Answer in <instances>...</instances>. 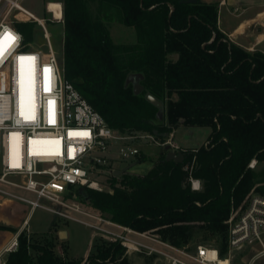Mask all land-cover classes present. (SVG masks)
Returning a JSON list of instances; mask_svg holds the SVG:
<instances>
[{"label":"trees","instance_id":"trees-1","mask_svg":"<svg viewBox=\"0 0 264 264\" xmlns=\"http://www.w3.org/2000/svg\"><path fill=\"white\" fill-rule=\"evenodd\" d=\"M65 78L119 132L166 134L183 126L211 130L208 147L186 151L183 163L153 160L144 174L109 177V190L82 188L78 193L95 212L140 232L154 231L176 247L197 246L228 254V220L252 194L264 196V54L248 52L219 29L218 4L181 0H61ZM97 3L106 15L95 17ZM173 9V11H172ZM108 11L114 13L110 15ZM134 28L137 42L117 44L106 21L115 16ZM35 25L15 22L25 43ZM50 26L51 24L48 23ZM141 75L144 90L135 94L129 78ZM147 94L165 104L161 118ZM195 161V162H194ZM203 190H191L187 165ZM54 221L50 232H55ZM1 231H14L0 225ZM19 247L6 264H82L57 254V244L19 236ZM213 242V244H207ZM89 264H130L118 244L98 240ZM65 254L68 249H64Z\"/></svg>","mask_w":264,"mask_h":264},{"label":"built area","instance_id":"built-area-1","mask_svg":"<svg viewBox=\"0 0 264 264\" xmlns=\"http://www.w3.org/2000/svg\"><path fill=\"white\" fill-rule=\"evenodd\" d=\"M48 13L55 23H64L63 16L56 20L54 12L48 9ZM22 18L40 25L45 52L25 43L15 26ZM47 24L45 18L37 19L25 10L20 0H0V46L5 50L0 59V201L26 204L30 215L41 208L57 218L79 222L98 240L121 246L127 258L139 256L163 264H222L221 260L232 264L230 252L235 250L259 249L251 262L263 256L264 196L252 193L245 206L232 210L224 258L212 246L199 245L192 251L176 247L154 231L121 225L76 199L85 187L104 191L100 178L107 184L109 177L122 170L117 165L136 162L145 146L185 151L171 138L162 141L151 133L112 129L65 78ZM5 33L14 40L6 39ZM21 56L26 58L23 62L18 59ZM194 162L185 170L191 190L200 192L202 181L192 176ZM15 163L19 167H13ZM256 165L254 160L249 167ZM25 231L28 228L0 248V264L18 250L19 236ZM82 264H89L88 257Z\"/></svg>","mask_w":264,"mask_h":264},{"label":"rangeland","instance_id":"rangeland-1","mask_svg":"<svg viewBox=\"0 0 264 264\" xmlns=\"http://www.w3.org/2000/svg\"><path fill=\"white\" fill-rule=\"evenodd\" d=\"M49 0H20V5L25 8L26 10L32 12L34 16L37 18H45L48 23L51 25L49 26L47 24V28L49 30V33L51 34L52 44L54 46V49L57 53L58 58L60 57V54L62 53L63 49V31H64V24H58L55 23L51 14L47 12L46 4ZM53 3L56 4H62V1L60 0H52ZM203 1V0H202ZM201 2V0H200ZM91 11L94 14L95 17H101L103 18L106 15L105 13L100 10L97 3H94L91 5ZM110 15L114 14L110 11H108ZM120 15L119 12V18H116V16L110 20L106 21V25L108 29L110 30L112 39L117 44H134L137 42V34L136 30L131 27L125 26L120 21ZM22 21L19 22H28V23H34L35 25V37L32 42H30L28 45L31 46L33 50H40L42 52H45L47 49L46 41L44 39V32L40 25L29 19V18H22ZM142 81V79H141ZM140 81V84H141ZM134 85V84H133ZM142 85V84H141ZM188 132V129H182L178 136L183 134L184 132ZM172 138V137H171ZM173 139V138H172ZM174 143V142H173ZM208 143L203 144L201 147H205ZM196 148L194 150L200 149ZM147 154H150L152 152L151 148H146ZM145 149V150H146ZM183 151H189L188 149H184ZM193 151V150H192ZM133 164V163H132ZM132 164L128 165H117L121 169H125ZM150 165V162L138 164L134 163L132 165V168L129 170L132 174H144L148 167ZM264 166H257L255 167V170L257 172L263 171ZM101 184H104L106 187L102 186L104 190H109V183L105 184L104 178H100ZM103 180V181H102ZM254 195H258L253 193ZM262 196V195H259ZM31 197V196H29ZM83 199V198H82ZM82 202H84L82 200ZM42 203L47 204L46 201H42ZM86 206H88L86 203H84ZM54 221L58 222V228L55 230V232H50L49 230L52 228ZM29 232L25 231L26 236L29 241L32 242H43V240L48 237L52 238L57 244L56 251L57 254L60 256H66L68 259L71 260H79L84 261L86 258L94 252V245L96 242H98V239L96 237H93L91 230L79 223L72 220L64 219V218H57L53 213L44 210V209H37L32 216L29 219V226H28ZM65 232L67 234V239L58 236L59 232ZM6 235L0 236V248L4 246L7 241H5ZM107 243V242H106ZM207 244H213V242H207ZM60 247V249H59ZM67 248L68 252L65 254L64 249ZM258 250L253 249H243V250H235L230 252L232 255V264H264V255L255 259L253 262H251L252 258L258 253ZM229 254V255H230ZM128 260L130 261V264H163L161 262H157L154 260H150L148 258L144 257H128Z\"/></svg>","mask_w":264,"mask_h":264},{"label":"crops","instance_id":"crops-1","mask_svg":"<svg viewBox=\"0 0 264 264\" xmlns=\"http://www.w3.org/2000/svg\"><path fill=\"white\" fill-rule=\"evenodd\" d=\"M53 2L54 1L52 0L47 2V12L48 9L50 12H54L50 7L57 4ZM201 2L206 4H218L219 29L233 43L237 44L248 52H261L264 54V0H201ZM61 12L63 14V11ZM30 13L33 14L32 12ZM34 17L37 18L36 16ZM54 17L57 20L59 19L56 17L55 12ZM184 128L188 129V132L185 131L183 134L178 136V133ZM210 135V129L186 128L181 126L174 130V132L168 138L172 137V141L182 150H194L201 147L203 144L208 143ZM146 148H151L152 152L147 154L148 150ZM168 152L169 150H167V148H160L157 146L148 145L142 148V153L145 154L149 160H156L162 154L167 155ZM150 168L151 167L149 165L147 171ZM31 216L30 207L26 204L13 201H0V225H4L9 227L11 230H14L0 232V236H7L5 238V241H7L6 244L10 243L17 234L28 228L29 219ZM58 236L67 239V234L64 231L59 232ZM1 245L2 244H0V246Z\"/></svg>","mask_w":264,"mask_h":264},{"label":"water","instance_id":"water-1","mask_svg":"<svg viewBox=\"0 0 264 264\" xmlns=\"http://www.w3.org/2000/svg\"><path fill=\"white\" fill-rule=\"evenodd\" d=\"M181 2L182 3H188V4H198V3H200V0H181ZM172 11H173V9H172ZM141 79H142L141 75H133L129 78V81L133 82V84H134L135 94H140L144 90V87L140 84ZM147 99L152 105H154L155 107H157L159 109V116L162 118L164 116V113H165V104L163 102H161L160 100H158L157 98H155L151 94H147ZM154 135H158V133L155 132ZM169 136H170L169 134H166L167 138ZM167 150H169L167 157H166L167 161H175L177 163H183L184 162L185 154L183 152H179V151L175 152V151L171 150L169 147H167ZM131 168H132V165L125 168V169L117 170L114 175L116 177H120L125 172H128ZM76 199L78 201H82V198L80 196H76Z\"/></svg>","mask_w":264,"mask_h":264},{"label":"snow or ice","instance_id":"snow-or-ice-1","mask_svg":"<svg viewBox=\"0 0 264 264\" xmlns=\"http://www.w3.org/2000/svg\"><path fill=\"white\" fill-rule=\"evenodd\" d=\"M5 38L9 39V40H14V37H12L10 33H5ZM4 51H5L4 48L2 46H0V59H3ZM18 59L21 62H23L26 58L21 56ZM27 59H33V58H27ZM21 114H23V113H21ZM26 118H32V117H26ZM13 167H19V164L15 163V164H13Z\"/></svg>","mask_w":264,"mask_h":264},{"label":"bare ground","instance_id":"bare-ground-1","mask_svg":"<svg viewBox=\"0 0 264 264\" xmlns=\"http://www.w3.org/2000/svg\"><path fill=\"white\" fill-rule=\"evenodd\" d=\"M51 10L52 11H54L55 12V14H56V17L57 18H59L58 20H60L61 18H62V16H63V14H62V5L61 4H57V5H52L51 7ZM55 18V17H54ZM57 20V19H56ZM21 100H23V102H24V99H23V96H22V99ZM24 104V103H23ZM222 261V264H230L229 262H227V261H224V260H221Z\"/></svg>","mask_w":264,"mask_h":264}]
</instances>
